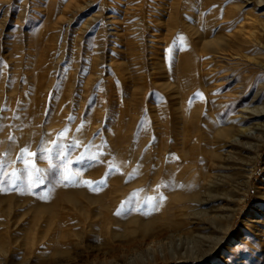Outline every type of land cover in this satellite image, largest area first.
Segmentation results:
<instances>
[{"label":"rangeland","instance_id":"374dc122","mask_svg":"<svg viewBox=\"0 0 264 264\" xmlns=\"http://www.w3.org/2000/svg\"><path fill=\"white\" fill-rule=\"evenodd\" d=\"M215 1L0 0V264H264V142L255 161L248 145L221 147L229 156L200 188L203 204H191L197 217L168 224L170 212L153 207L169 113L173 137L190 148L196 111L184 97L188 84L199 91V23L212 39L216 19L240 11V0L219 12ZM245 8L264 21V3ZM254 124L261 132L264 116ZM57 145L77 183L61 181ZM85 154L95 158L78 163ZM24 159L43 183L27 187Z\"/></svg>","mask_w":264,"mask_h":264},{"label":"bare ground","instance_id":"6f19581e","mask_svg":"<svg viewBox=\"0 0 264 264\" xmlns=\"http://www.w3.org/2000/svg\"><path fill=\"white\" fill-rule=\"evenodd\" d=\"M215 2L216 10L219 12L225 7L223 4L232 0H216ZM238 2L240 11H225L223 17L216 19V22L220 19L223 22L216 28L219 30L214 38L211 39L209 24L206 20L203 19L197 29L199 91L191 93L190 84H188L185 86L184 97L186 111L190 115L196 111L188 119L191 122L188 130L191 132L188 153L184 152L185 149L179 145L180 140L173 137V114L169 113L167 116L168 138L165 151L168 162L164 166L166 175L159 182L158 174H155L151 187L158 188L164 193L155 199L157 200L155 203L156 205L158 203V207L170 212V215L164 219L170 221L168 224L174 223L175 220L184 221L186 218L197 217L198 213L191 204H203L199 198L200 188L205 183L211 184L214 179H217L213 170L223 167L221 160L224 161L226 159L224 156H229V153H223L221 147L227 145L241 152L246 151L244 145H248L246 149L254 152L252 158L255 161L264 142V129L258 132L259 124L250 125L264 116V103L263 101L259 103L264 99V73L259 70H264V61L247 55V53L263 55L264 21L258 20L252 11L245 8L250 5L261 6L264 0ZM208 7L206 1L201 3L200 16H205ZM234 27L237 29L236 32L228 36L224 35V31ZM207 55H210L214 62L205 57ZM257 87H261V94L253 93ZM195 98L201 101L195 102ZM246 126L249 127L245 128ZM260 134L262 135L259 136ZM176 150L182 153L177 155ZM153 165L157 166V160L153 162ZM156 172L158 173L157 170ZM181 191L186 194L173 200L169 198L177 193H184ZM149 202L151 205L154 204L152 199ZM185 215L186 218L183 219ZM182 226L181 222L174 229ZM146 227L143 229L145 230ZM166 230L169 231V229ZM190 234L185 233L186 240L198 235Z\"/></svg>","mask_w":264,"mask_h":264},{"label":"snow or ice","instance_id":"6c2138e0","mask_svg":"<svg viewBox=\"0 0 264 264\" xmlns=\"http://www.w3.org/2000/svg\"><path fill=\"white\" fill-rule=\"evenodd\" d=\"M78 146L79 145L77 144V145H72L71 147H78ZM57 148L60 149L59 152L57 153L58 158L60 160L64 161L62 174H61V178H60L61 181L65 182L67 184L77 183L78 182V180H77L78 173L73 172L68 168V164L71 163V160L68 157V154H67L65 148L63 146H60V145H57ZM41 151L44 153L50 154V152L52 150L47 149V148H43V149H41ZM25 153L29 157L35 155V153H31L28 150H25ZM94 158H95L94 156L85 154V155H82L81 157H79L77 162L82 163L85 159H94ZM49 159H50V155H49ZM23 163H24L25 169L27 171V187L32 188L36 185L43 183L44 177H43V175H40V170L35 166V164L32 163L30 160H27V159H24ZM3 167H4L3 161H0V170H3ZM19 175L20 174L13 172L11 174V177L13 179H19ZM85 183L88 184L89 186H91V182L85 181ZM12 186L15 187L16 185L13 184ZM0 190H3L2 185H0ZM93 190H95V189H93ZM156 206H158V205H153V207H156ZM117 214H119V213H117Z\"/></svg>","mask_w":264,"mask_h":264}]
</instances>
